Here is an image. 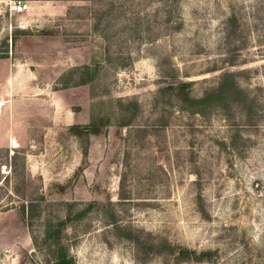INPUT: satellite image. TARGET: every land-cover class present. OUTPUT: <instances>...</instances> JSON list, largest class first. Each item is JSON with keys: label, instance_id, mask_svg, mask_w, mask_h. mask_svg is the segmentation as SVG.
<instances>
[{"label": "rangeland", "instance_id": "rangeland-1", "mask_svg": "<svg viewBox=\"0 0 264 264\" xmlns=\"http://www.w3.org/2000/svg\"><path fill=\"white\" fill-rule=\"evenodd\" d=\"M11 1L0 0V264H46V221L68 213L74 264H264V0H25L23 12ZM81 65L97 67L93 83ZM226 70L238 87L226 109L180 98L177 84L201 97ZM100 115L99 134L70 128ZM168 243L205 256L176 262Z\"/></svg>", "mask_w": 264, "mask_h": 264}, {"label": "trees", "instance_id": "trees-1", "mask_svg": "<svg viewBox=\"0 0 264 264\" xmlns=\"http://www.w3.org/2000/svg\"><path fill=\"white\" fill-rule=\"evenodd\" d=\"M5 45L8 44L7 39L5 38L2 41ZM7 53H0V57H6ZM81 72V77L85 79L88 83H93L96 79V72L97 67L94 65H81L79 67ZM186 82H182L180 84H177V90L179 93V96L182 100L188 101L190 106H197L196 108L201 110V107H199L202 104H218L223 109L227 108V104L229 103V97L237 91V85L235 83L234 74L230 70H226L223 73L222 79L219 82V84L207 91L203 96L201 97H189L186 92ZM107 125V120L104 115H100L92 121H90L88 124H77L73 123L70 125V128L73 130L75 134H77L81 139H85L88 134H99L102 132L103 128ZM83 154L85 155L87 153V145L84 144L82 148ZM42 198V196L40 197ZM37 201H28L26 203L21 202L19 205L21 214L26 218H31L33 216V211L36 208ZM108 203H111L110 200H108ZM91 204V203H90ZM85 212V210H82L77 217H81L82 214ZM112 214V213H111ZM110 218V222L113 223L115 230L118 232L119 229H125L124 237L131 238L134 240V242H138V238L134 235H132V231L127 228V226H122L119 224L117 219L114 217V215H108ZM70 218L69 213L65 215L63 219H58L55 222H51L50 220H47L44 230H43V237L41 239V245L44 247L45 252H43V258L44 262L46 264H74V260L71 256L67 253V247L63 242V228L66 221ZM119 234V233H116ZM34 238V242H37L36 237ZM168 247V250L171 253H174V257L176 259V262L178 261H186V260H192V261H198L202 260L205 256V252L201 251L199 253H196L195 250L189 249L187 247H184L180 244H163ZM162 246V245H161ZM152 246L151 248H153ZM155 252H161V249L155 250Z\"/></svg>", "mask_w": 264, "mask_h": 264}, {"label": "built area", "instance_id": "built-area-1", "mask_svg": "<svg viewBox=\"0 0 264 264\" xmlns=\"http://www.w3.org/2000/svg\"><path fill=\"white\" fill-rule=\"evenodd\" d=\"M11 8L16 12H23L29 8V3L25 0H12Z\"/></svg>", "mask_w": 264, "mask_h": 264}]
</instances>
